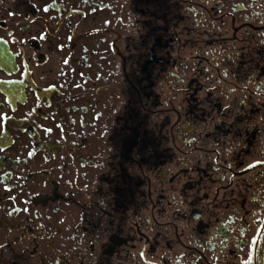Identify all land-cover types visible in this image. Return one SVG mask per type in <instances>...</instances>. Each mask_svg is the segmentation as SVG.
<instances>
[{"label":"flooded vegetation","instance_id":"obj_1","mask_svg":"<svg viewBox=\"0 0 264 264\" xmlns=\"http://www.w3.org/2000/svg\"><path fill=\"white\" fill-rule=\"evenodd\" d=\"M141 251L264 264V0H0V264Z\"/></svg>","mask_w":264,"mask_h":264},{"label":"snow or ice","instance_id":"obj_2","mask_svg":"<svg viewBox=\"0 0 264 264\" xmlns=\"http://www.w3.org/2000/svg\"><path fill=\"white\" fill-rule=\"evenodd\" d=\"M44 10L47 11V7H45ZM66 62H67V61H65V63H66ZM206 91H207V90H206ZM232 91H234V89H232ZM203 102H204L203 99L199 101V103H203ZM225 107H227V105H226ZM248 167L251 168V167H254V165H249ZM139 255H140V258H141L142 260H144L145 264H156L155 259H152V260L148 259V257L145 255V252H144V251H141V252L139 253Z\"/></svg>","mask_w":264,"mask_h":264}]
</instances>
